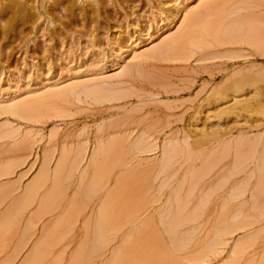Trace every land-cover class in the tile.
I'll list each match as a JSON object with an SVG mask.
<instances>
[{
    "label": "rangeland",
    "instance_id": "374dc122",
    "mask_svg": "<svg viewBox=\"0 0 264 264\" xmlns=\"http://www.w3.org/2000/svg\"><path fill=\"white\" fill-rule=\"evenodd\" d=\"M19 1L27 21L0 19V264H264V2L224 0L222 34L157 56L197 0Z\"/></svg>",
    "mask_w": 264,
    "mask_h": 264
},
{
    "label": "bare ground",
    "instance_id": "6f19581e",
    "mask_svg": "<svg viewBox=\"0 0 264 264\" xmlns=\"http://www.w3.org/2000/svg\"><path fill=\"white\" fill-rule=\"evenodd\" d=\"M2 0H0V19H3V18H8L7 19V21L8 22H6V23H8V24H12V23H14V21H27L30 17H31V15H29L28 14V12H27V7L28 6H26V2L24 3H22V2H20L19 0H8V4H3L4 3V1H3V3L1 2ZM7 1V0H6ZM58 1V0H57ZM57 1H56V3H57ZM63 1H66V0H63ZM71 1V0H70ZM84 1V0H83ZM92 1H94V0H92ZM241 3H243L244 5L245 4H247L246 3V1L247 0H239ZM251 1H253L255 4L256 3H263L264 2V0H251ZM58 2H60V1H58ZM76 2H77V0H76ZM80 2H82L81 0H80ZM223 2H224V0H197V3H198V6H197V9L195 8V10L193 9V10H188V11H186V13H185V16H184V21H185V23H186V26L185 27H181L180 28V30L175 34V35H173L172 37H170L168 40H166L165 41V43L164 44H162L160 47H158V48H156L153 52L155 53V54H157V56L158 55H163V54H166L167 52H172L173 50H175V49H177V48H179L180 50H183V48H185V45H187V44H191V43H193V41H195V40H200V38H202L204 35H211V34H215V35H217L218 33H221L222 34V32H220L219 30H217L216 28H218V26L219 25H217L216 26V24L218 23V20H217V17L219 18V17H222V16H219V14L221 15V12H219L218 14L217 13H214V14H216V16H214L213 15V17L215 18V20H216V24L214 25V23H215V20H214V18L212 19L210 16H212V15H210V12H212V10L216 7V6H218V5H221V4H223ZM92 3V2H91ZM96 4V3H95ZM94 4V5H95ZM228 4V3H227ZM243 4H240L241 6L243 5ZM58 5V4H57ZM61 5V4H60ZM252 5V4H251ZM257 5V4H256ZM184 7V10H187V8H188V6L186 5V6H183ZM193 8V7H192ZM220 8V7H219ZM235 8V7H234ZM221 9V8H220ZM225 9H227V7L225 8ZM236 9V8H235ZM179 9H177V8H175L174 9V11L171 13V15H173V16H175V14H176V12L178 11ZM219 10V9H218ZM217 10V11H218ZM237 10V9H236ZM240 10V9H239ZM185 12V11H184ZM224 13V12H223ZM222 13V14H223ZM231 13H232V11H231ZM263 13V12H262ZM228 14V13H227ZM224 15H225V13H224ZM226 17V16H225ZM236 18V17H235ZM245 18V15H239L238 17H237V19L235 20V22H234V25H232V28L234 27V29H236L237 31L238 30H241V31H243L242 29H243V24H244V22H245V20H243ZM260 18H262V21H264V16H260ZM221 19V18H220ZM226 19V18H225ZM6 20V19H5ZM1 21V20H0ZM3 21V20H2ZM1 21V22H2ZM220 21H222V19L220 20ZM225 22H226V20H225ZM230 22H232V20L230 21ZM223 23H224V21H223ZM231 23H229V25H230ZM7 25V24H6ZM185 25V24H184ZM183 25V26H184ZM226 25H227V23H226ZM229 25H227V26H229ZM8 26V25H7ZM11 26H13V25H11ZM10 26V27H11ZM193 26V27H192ZM216 26V27H215ZM223 26V25H222ZM227 26H226V28H227ZM6 27V26H5ZM4 27V28H5ZM3 28V29H4ZM228 28H230V30H231V26L230 27H228ZM10 29V28H9ZM247 29V28H246ZM6 30V29H5ZM235 30V31H236ZM251 30H254V28L253 29H251ZM7 31V30H6ZM227 31V30H226ZM229 31V30H228ZM232 31V30H231ZM255 31V33H256V35H254L255 36V41H254V43H255V45H257L259 48L261 47V49L263 50V48H262V46H263V44H264V28H260V29H257V31L256 30H254ZM254 31H253V33H254ZM2 32H5V31H2ZM230 32V31H229ZM234 32V31H233ZM238 32H240V31H238ZM258 32V33H257ZM7 33V32H6ZM231 33V32H230ZM257 34H258V36H257ZM232 35V34H231ZM1 36V35H0ZM5 36V35H4ZM3 36V37H4ZM217 38V37H216ZM252 43H253V41H252ZM194 45V44H193ZM136 46V45H135ZM135 46H134V48H135ZM138 46V45H137ZM137 48V47H136ZM135 48V49H136ZM258 48V49H259ZM261 51V50H260ZM135 52V50L133 51V53ZM262 53L264 54V51H262ZM262 53L260 52V54L262 55ZM148 54H152V53H148ZM170 54H172V53H170ZM175 55V54H174ZM126 72V71H125ZM236 80L233 82L232 81V84L229 86V89L231 88L232 90L231 91H233V93H238L239 91H241L242 90V88H243V86H253V78L252 77H250V76H246V75H243L242 77H240L239 79H237V78H235ZM255 85V84H254ZM75 89H83V86H78V87H76V88H70V89H68L67 90V88H66V90L64 89V91L63 92H58V93H56V92H53V93H47V94H45V96H43L42 95V98L40 99V101H47V100H50V99H54V98H59V97H62L63 95H65V94H67V93H69V92H74V90ZM98 89V88H97ZM228 89V88H227ZM100 90V89H99ZM62 91V90H61ZM101 91V90H100ZM97 92V91H96ZM216 94V97L218 98V99H223V96H224V93L222 92V91H219V89H218V92H216L215 93ZM41 97V96H40ZM101 98V97H100ZM232 98V100L231 101H233L234 100V102H233V104H232V106H229L230 108L228 109L229 110V113L228 114H234L235 115V111L237 110V109H240V108H242V105H244L245 104V106L247 105L246 103L248 102V100L246 101H235V99H236V97H231ZM38 99V100H39ZM38 100H35L36 101V103H38L39 101ZM57 100V99H56ZM38 101V102H37ZM216 101V100H215ZM14 102V100H11L10 101V103H11V105L9 104V106H6V108L4 109L3 108V110L4 111H10L11 113L12 112H17V111H19V109L20 110H22V109H24L25 107H27V106H29L32 102L31 101H25L22 105H17L15 102ZM34 103V102H33ZM35 103V104H36ZM40 103V102H39ZM241 106V107H240ZM28 108V107H27ZM246 109H248L247 107H245ZM242 109H244V108H242ZM246 109H244V110H246ZM2 110V111H3ZM224 112H226L225 110H219V111H217L215 114H214V117H217L218 118V120L219 119H222V117H224L223 116V113ZM237 113V112H236ZM227 114V113H226ZM225 115V114H224ZM201 136H206V135H211V136H214L216 133H217V131H210V132H208V131H206V130H201V131H199L198 132ZM218 134V133H217ZM96 157H98V153H97V155L96 154H94L93 155V158L91 159V165L92 166H95L96 165ZM90 165V166H91ZM94 168V167H93ZM261 184L262 183H260V186L258 187V191H261L263 188H262V186H261ZM32 187H34V185L32 186ZM255 195H257V193L255 194ZM32 196V195H31ZM254 197H256V196H254ZM23 202V201H22ZM162 221V220H161ZM117 252H119V251H117ZM117 255V254H116ZM112 264V263H111Z\"/></svg>",
    "mask_w": 264,
    "mask_h": 264
}]
</instances>
